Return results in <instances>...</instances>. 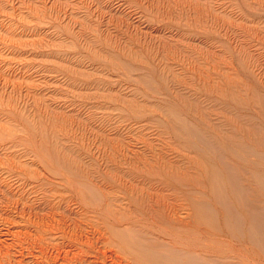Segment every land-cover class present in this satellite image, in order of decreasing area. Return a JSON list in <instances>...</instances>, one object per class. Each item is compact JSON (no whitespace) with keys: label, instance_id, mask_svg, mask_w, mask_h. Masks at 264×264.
<instances>
[{"label":"rangeland","instance_id":"1","mask_svg":"<svg viewBox=\"0 0 264 264\" xmlns=\"http://www.w3.org/2000/svg\"><path fill=\"white\" fill-rule=\"evenodd\" d=\"M252 218L264 0H0L9 264H264Z\"/></svg>","mask_w":264,"mask_h":264},{"label":"bare ground","instance_id":"2","mask_svg":"<svg viewBox=\"0 0 264 264\" xmlns=\"http://www.w3.org/2000/svg\"><path fill=\"white\" fill-rule=\"evenodd\" d=\"M214 179H215V181L214 182H216V177L214 176ZM217 190V189H216ZM193 208H194V213H195V215L197 216V218H199L200 219V221H203L204 220V218H205V216H206V214H207V210H206V208H205V205H203V204H201V203H197V204H194L193 205ZM249 208V207H248ZM253 208H254V206H253ZM249 211V210H248ZM253 211H255V213H257L258 211H257V209H253ZM254 217V216H253ZM173 220V219H172ZM176 221L178 220V219H175ZM252 221H253V226L252 227H250V229H249V236H248V242H250L251 243V245H254L255 247H261L262 249H264V247L262 246L263 244H264V242L262 241L263 240V235H261V236H258V237H260V238H258L257 236H255V237H253V235L252 234H258V233H260V232H262V231H264V220L263 219H259V220H257L256 218H252L251 219ZM179 221V220H178ZM226 225H227V227H230V224L227 222L226 223ZM54 226V225H53ZM238 226H239V224H238ZM82 227V226H81ZM130 227V226H129ZM134 227V226H133ZM133 227H132V229L131 230H133ZM255 228H256V230H255ZM121 229V228H120ZM124 229V228H123ZM135 229H136V227H135ZM12 230V229H11ZM110 230V229H109ZM117 230V229H116ZM129 230V229H128ZM52 231V230H51ZM134 231V230H133ZM136 231V230H135ZM12 232V231H11ZM29 234H30V232L29 231H27ZM130 232V231H129ZM127 233H128V231H127ZM133 233V232H132ZM131 233V234H132ZM18 234V233H17ZM22 234V233H21ZM26 234V233H25ZM88 234V233H87ZM9 235V234H8ZM23 235V234H22ZM107 235V234H106ZM31 237H32V235H31ZM107 237V236H106ZM14 238V237H13ZM12 238V239H13ZM43 238V237H42ZM96 238V237H95ZM108 238H110V237H108ZM133 238H135V237H133ZM38 239V238H37ZM88 239V238H87ZM97 239H99V238H97ZM96 239V240H97ZM132 239V238H131ZM79 240V239H78ZM118 240V239H117ZM48 241V240H47ZM87 241V240H86ZM112 241V240H111ZM9 242V241H8ZM37 242V241H36ZM87 242H89V241H87ZM108 242H110V241H108ZM38 243V242H37ZM110 243H112V242H110ZM128 247H129V250L132 252V253H134V255H136V257L138 258V259H140V261H144V262H147L148 261V256H147V254H145V251H144V249L143 248H141L140 247V245L137 243V241L135 240V242H134V239H132V240H129L128 242ZM8 244V243H7ZM27 244V243H26ZM81 244V243H80ZM103 244V243H102ZM101 244V245H102ZM114 244V243H113ZM9 245H10V243H9ZM12 245V244H11ZM110 245V244H109ZM109 245H108V247H109ZM115 245V244H114ZM44 246V245H43ZM73 246V245H72ZM93 246V245H92ZM6 246H4V245H2V243H0V264H9L8 262H7V257H8V253H6L5 252V248ZM12 247V246H11ZM95 249H97V248H95ZM107 249V248H106ZM23 250V249H22ZM79 250V249H78ZM78 250H76V251H78ZM24 251V250H23ZM96 251V250H95ZM98 251V250H97ZM100 251H102V249H100ZM115 251V250H114ZM176 251V250H175ZM149 252V251H148ZM13 253V252H12ZM75 254H76V252H74ZM80 253H81V251H80ZM85 253V252H84ZM115 253V252H114ZM194 253V252H193ZM83 254V253H82ZM197 254V253H196ZM196 254H191V255H187L186 256V253H185V255H183L182 256V259H185V261L187 262V264H196L198 261H199V259H198V255H196ZM23 255V254H22ZM77 255V254H76ZM88 255V254H87ZM112 255V254H111ZM114 255V254H113ZM33 256V255H32ZM119 256V255H118ZM129 256V255H128ZM200 256V255H199ZM122 257V256H121ZM117 258V257H116ZM57 259H58V257H57ZM64 260H65V258H63ZM119 259H121V258H119ZM252 259H254L255 261H256V259L255 258H252ZM51 260H52V258H51ZM112 260H114V259H112ZM200 260H203V259H200ZM208 259H206L205 258V261H207ZM215 260V259H214ZM41 261V260H40ZM66 261V260H65ZM116 261H117V259H116ZM121 261V260H120ZM51 262V261H50ZM67 262V261H66ZM215 262V261H214ZM257 262V261H256ZM255 262V263H256ZM20 263H22V261H17L16 262V264H20ZM119 262H117V264H118ZM141 263V262H140ZM199 263V262H198ZM260 263V262H259ZM51 264V263H50ZM61 264V263H60ZM122 264V263H121ZM132 264V263H131Z\"/></svg>","mask_w":264,"mask_h":264}]
</instances>
